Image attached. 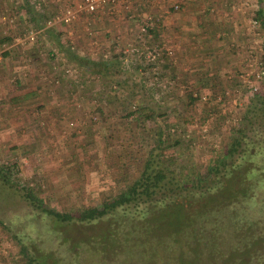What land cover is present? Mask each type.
I'll use <instances>...</instances> for the list:
<instances>
[{
    "label": "rangeland",
    "instance_id": "rangeland-1",
    "mask_svg": "<svg viewBox=\"0 0 264 264\" xmlns=\"http://www.w3.org/2000/svg\"><path fill=\"white\" fill-rule=\"evenodd\" d=\"M12 2L0 0L3 40L9 37L7 25L19 32L16 37L37 27L27 28L24 16L10 7ZM68 3L63 2L50 16ZM163 19L169 17L163 14ZM166 27L168 24L157 22L148 32L150 37L136 36V25L125 37L106 32L110 35L97 41L102 44L92 53L84 47L81 34L74 42L65 37L57 41L45 34L33 44L11 45L13 37L10 43L2 40L0 49L11 46L0 53V163L8 164L10 177L32 186L48 205L72 211L99 205L135 179L147 149L155 145L158 136L166 164L176 166L180 173L201 171L210 159L218 157L253 94L237 81V69L225 71L222 81L211 78L198 85L189 75L184 79L179 57L163 37ZM34 44V48L30 46ZM129 44L142 52L146 45L149 51L156 48L159 56L149 60L142 54L123 53ZM68 45L89 60L120 61L125 73L139 82L137 88L119 84L116 73L103 77L85 71L66 57ZM163 47L171 54H165ZM40 48L43 52L33 53L30 60L27 55L20 56ZM53 48L63 55L50 54ZM6 50L8 54L3 56ZM188 96L194 100L189 101ZM23 206L13 189L0 184V264H27L11 231L3 227L18 229L16 222L22 218L14 215L21 213ZM90 237L97 238L84 250V264H130L117 246L109 248V235ZM114 241L118 243V239ZM150 254L133 255L131 264H150L158 256Z\"/></svg>",
    "mask_w": 264,
    "mask_h": 264
},
{
    "label": "trees",
    "instance_id": "trees-1",
    "mask_svg": "<svg viewBox=\"0 0 264 264\" xmlns=\"http://www.w3.org/2000/svg\"><path fill=\"white\" fill-rule=\"evenodd\" d=\"M22 2L33 14V24L41 26L29 1ZM257 5L253 17L264 35V0H257ZM2 40L11 42L9 37ZM262 47L264 52V39ZM64 49L66 57L85 71L103 77L116 73L119 84L137 88L139 82L125 73L120 61L89 60L69 45ZM7 54L6 50L3 56ZM252 94L220 155L201 171L180 173L166 164L158 136L137 177L93 207L56 209L32 186L13 180L8 164L1 162L0 184L13 189L24 205L14 215L22 218L16 222L18 229L3 227L11 231L27 264H84V250L97 238L90 236L104 234L112 239L109 248L117 246L130 264L133 255L157 256L155 251L165 255L153 257L150 264H264V81ZM79 232L88 239L75 237Z\"/></svg>",
    "mask_w": 264,
    "mask_h": 264
},
{
    "label": "crops",
    "instance_id": "crops-1",
    "mask_svg": "<svg viewBox=\"0 0 264 264\" xmlns=\"http://www.w3.org/2000/svg\"><path fill=\"white\" fill-rule=\"evenodd\" d=\"M9 1L14 2V6L9 4L10 7H13L15 12L18 11L17 13L22 17L24 16L26 27L35 26L31 20L33 14L30 15L22 7L23 0ZM28 1L32 7L30 8L34 10L37 18H41L40 21L42 22L55 12L57 8H60V5L66 0H43V5L41 4L40 8H36L33 0ZM67 1H69L68 4H71L75 0ZM170 1L129 0L126 10L83 14L70 25H59L52 29H47L45 33L42 32V35L37 38L46 36L60 41V39L62 40L65 37L68 42L70 39L74 42L81 34L84 37V47L92 50V53L98 50V45L102 44L97 41L104 40V36L110 35L108 33H121L124 37L129 35L130 31L133 30V25H136L135 23L138 21V14L145 8L152 15L159 16V22L168 24V27L164 30L163 37L173 47L176 56L179 57L180 66L182 67L180 75L184 79H187L186 77L189 75L191 76V82H196L198 85L205 84L211 78H215L216 81H222V74L225 71H235L240 68L242 53L238 52V45L246 40L244 29L250 16L249 13H232L228 6L231 0H180L181 9L166 16L164 11L168 8ZM44 5L48 11L42 9V7L45 8ZM163 14L164 17H169V19L161 20ZM17 18L22 19L21 17ZM85 24L89 25V28L87 25L85 27ZM7 26V35L14 39L19 32L17 33L16 30H13L11 25ZM82 29L85 31L81 32ZM233 44L234 46H232ZM30 46L33 47L35 44ZM32 47L30 48L33 49L34 47ZM41 49L26 51V54H21L20 56L25 57L27 55L28 58L26 60H30L29 57L38 50L42 51ZM35 58H38V56ZM167 65L170 68L172 64L169 61Z\"/></svg>",
    "mask_w": 264,
    "mask_h": 264
},
{
    "label": "built area",
    "instance_id": "built-area-1",
    "mask_svg": "<svg viewBox=\"0 0 264 264\" xmlns=\"http://www.w3.org/2000/svg\"><path fill=\"white\" fill-rule=\"evenodd\" d=\"M33 1L36 8H40L43 0ZM128 1L129 0H75L73 3L63 6L54 15L47 17L41 26L30 28L21 36L15 37L11 45L24 44L25 42L32 43L44 30L56 27L57 25H70L83 14H94L95 12L103 13L104 11L110 13L113 11L126 10L128 8ZM228 6L234 14L249 13L250 15L244 29L246 40L244 43L238 45V52L242 53V57L240 68L238 69L237 81L244 89L252 94L260 87V82L264 77V52L262 47L264 36L259 22L253 17L258 6L257 0H231ZM180 9V0H171L164 13L168 14L169 12L178 11ZM138 15L136 36L150 37L148 32L159 22V16H154L149 11H141ZM11 45L9 44L8 46L2 47L0 53ZM232 46H234V44ZM163 49L166 51L165 54H171L168 47H163ZM122 52L134 54L139 57L142 54V56H145L149 60L159 56L158 49L153 48L152 51H149L147 45L144 48V52L139 51L138 47L132 44H129ZM50 54L60 57L63 55L62 52L59 53L54 48ZM65 71L69 72V69H65Z\"/></svg>",
    "mask_w": 264,
    "mask_h": 264
}]
</instances>
